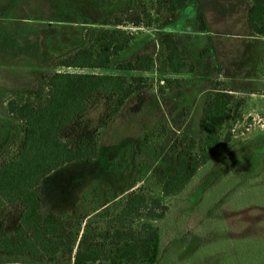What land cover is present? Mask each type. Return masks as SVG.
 Returning a JSON list of instances; mask_svg holds the SVG:
<instances>
[{
  "label": "rangeland",
  "instance_id": "1",
  "mask_svg": "<svg viewBox=\"0 0 264 264\" xmlns=\"http://www.w3.org/2000/svg\"><path fill=\"white\" fill-rule=\"evenodd\" d=\"M154 2L0 0V160L23 137V124L7 112L10 100L43 98L45 79L55 73L121 74L115 70L117 64L152 55L159 58L153 72L131 75L149 78L153 88L168 78L191 80V86L162 95L142 91L112 118L108 103L95 99L64 136L73 144L98 141L99 156L66 165L44 179L43 214L69 224L70 237L62 243L69 241L73 253L83 234L101 241L106 228L98 215L113 216L132 191H157L186 139L199 135L209 99L218 89L234 90L227 122L230 142L180 196L164 201L168 219L160 223L163 236L157 264H264V178L257 185L255 176L264 177V38L249 32L247 0L190 1L177 16L165 15L152 28L132 27L135 15ZM115 19L122 25H102ZM103 29H120L133 38L108 70L57 67L62 57L87 48L91 31ZM164 37L173 38L194 64L193 74L166 71L161 52ZM241 161L243 166H235ZM229 167L238 168L232 172L236 175ZM235 178L239 179L236 188L241 184L252 188L232 193L228 186L236 185ZM17 217L15 208L0 216L5 234H13ZM0 264L72 261L63 252L47 262L3 256Z\"/></svg>",
  "mask_w": 264,
  "mask_h": 264
},
{
  "label": "trees",
  "instance_id": "2",
  "mask_svg": "<svg viewBox=\"0 0 264 264\" xmlns=\"http://www.w3.org/2000/svg\"><path fill=\"white\" fill-rule=\"evenodd\" d=\"M190 1L198 3V0H155L150 8L144 6L130 24L134 28H152L165 15L177 16ZM247 1L249 32L252 36L264 38V0ZM102 25L118 27L122 21H104ZM86 38L87 48H78L62 57L57 67L74 71H106L133 40L120 29L91 31ZM161 52L168 73L195 72L194 64L188 61L173 38L162 39ZM206 54L204 51L202 57ZM158 62L159 58L144 55L135 61L117 64L115 70L121 74L55 73L45 79L43 98L7 103L8 114L23 124V137L0 160V216L7 208H15L18 212L13 234L7 235L0 228V257H27L47 262L67 252L72 264L158 263L163 236L160 223L166 224L168 219H165L168 207L164 201L180 196L198 172L217 158L230 142L231 128L227 122L235 102L234 90L218 89L209 99L202 110L199 135L186 139L174 159L172 172L157 191H132L113 216L104 218L102 213L98 215L104 219L106 228L101 241L83 234L73 253L69 241L62 243L63 239L70 237L66 230L69 224L64 225L55 216L43 214L40 189L44 179L66 165L87 163L99 156L98 141L73 144L64 136L86 114L95 99L108 103L112 118L142 91L156 90L162 95L166 91L177 93L191 86V80L168 78L153 88L149 78L131 75L153 72ZM239 109L240 105L236 114ZM238 165L243 166V162L235 163ZM234 167H229L230 173L238 169ZM240 173L237 175L241 177ZM255 176L258 185L264 177ZM237 182L239 179H236V185L228 186L232 193L252 188L243 184L236 188Z\"/></svg>",
  "mask_w": 264,
  "mask_h": 264
}]
</instances>
